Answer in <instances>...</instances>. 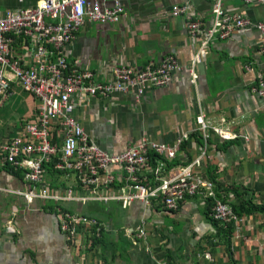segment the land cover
Here are the masks:
<instances>
[{
    "label": "crops",
    "instance_id": "obj_1",
    "mask_svg": "<svg viewBox=\"0 0 264 264\" xmlns=\"http://www.w3.org/2000/svg\"><path fill=\"white\" fill-rule=\"evenodd\" d=\"M218 1L228 13L264 22V4L258 0H126L119 23L87 22L63 52L67 62L93 71L101 83L112 80L117 66L139 70L175 56L185 69L168 86L145 91L139 100L118 94L94 98L80 107L77 113L86 130L109 152H120L141 138L173 145L187 134V151L180 148L179 152L183 160L191 158L192 162L204 144L192 136L195 131L201 133L202 114L210 125L221 124L241 136L225 139L234 143L217 150L216 145L225 140L209 130L213 143L206 144L207 157L196 170L204 176L206 168L215 171L220 184L244 188L254 203L264 206V99L252 91L257 85L254 72L264 77V37L245 28L225 40L212 41L195 66L192 83L190 68L199 42L188 34L182 16H171L173 6H188L193 17L208 28ZM37 2L0 0V14L30 9ZM11 91L13 96L0 112V139L11 137L34 117V99L17 87ZM165 162L160 175L173 176L183 161ZM112 172L115 188L121 187L123 169L113 167ZM50 173L47 189L58 193V185L63 184ZM27 187L21 174L0 168V189ZM58 210L99 219L105 228L102 242L89 246V232L79 238L82 246L68 240L59 229ZM236 227L228 253L198 197H189L176 212H167L160 204L149 207L141 202L127 208L115 201L28 202L0 190V264H264V214L243 216ZM139 228L146 231L145 238L134 243Z\"/></svg>",
    "mask_w": 264,
    "mask_h": 264
},
{
    "label": "built area",
    "instance_id": "obj_2",
    "mask_svg": "<svg viewBox=\"0 0 264 264\" xmlns=\"http://www.w3.org/2000/svg\"><path fill=\"white\" fill-rule=\"evenodd\" d=\"M125 1L38 0L33 8L0 14V110L13 96V87L35 101L34 117L23 122L11 137L0 139V165L21 170L28 187L1 191L23 197L28 202L34 199L56 203L74 200L107 204L115 201L124 208L141 202L149 207L160 204L168 212L177 211L187 195L200 193L199 188H205L208 196L217 194L213 184L196 170L207 157L209 130L220 140L235 139L240 134L221 124L210 125L201 114L199 129L204 144L200 153L191 163L179 165L176 175L165 176L160 175L166 167L163 159L183 161L180 145L189 135L181 136L173 145L141 138L120 152H109L91 137L78 116L80 107L94 98L131 94L139 100L145 91L171 84L175 74L185 69L175 56H168L157 66L139 70L117 66L112 80L101 83L93 71L80 70L67 62L64 48L75 42L80 28L87 22L119 23L125 15ZM258 1L264 4V0ZM171 16H182L188 34L195 43L199 42L190 68L192 83L196 79L195 66L212 41L225 40L245 28L255 29L264 37V22H254L241 13H228L219 1L208 28L193 17L188 6H173ZM261 52L264 55V45ZM246 69L254 72L251 66ZM254 74L257 85L252 91L264 99V77ZM243 137L248 140L247 136ZM152 155L154 166L150 162ZM46 166L63 184L58 185L61 190L58 193H50L47 189ZM113 167L124 171L119 177L121 187L118 188L114 186ZM150 174L155 176L153 186H148L153 181ZM215 196L214 217L221 226L230 223L237 226L240 217L223 201H232L233 194L222 195L223 199ZM58 226L68 240L80 246L83 244L78 240L81 236L85 238V232H89L88 243L93 246L96 239H102L105 229L96 218L61 210H58ZM145 234V230L139 228L133 242L144 239Z\"/></svg>",
    "mask_w": 264,
    "mask_h": 264
},
{
    "label": "trees",
    "instance_id": "obj_3",
    "mask_svg": "<svg viewBox=\"0 0 264 264\" xmlns=\"http://www.w3.org/2000/svg\"><path fill=\"white\" fill-rule=\"evenodd\" d=\"M192 136H197L198 140L197 142H200L201 144H203V140H202V135L201 133L198 131H195ZM193 138V137H191ZM187 143H188V138L184 139L181 142L180 147L182 148V150L186 153L187 151ZM213 143V139L209 136L206 140V144L208 146V144ZM234 143V140H225L223 142L220 143L219 146L216 145L215 149L217 150H221L223 148L228 147L229 145H232ZM191 158H187L186 161L183 160V162L181 164H187L190 161ZM163 161H167L166 159H163ZM151 165L154 166L155 164V157L154 155L151 156ZM166 163V162H165ZM172 164H169V166H171ZM48 169H46V175L47 174H51L50 173V167L46 166ZM0 168L3 169H7L10 170L16 174H23V172L21 170H14L12 169V167L8 166L7 164H1ZM198 172H200L201 174H203L201 172V170H198ZM205 178L207 181L211 182L214 186V191L215 195H217L219 198H224L222 197V195H226V194H233L234 198L232 201H228V199H223V201L225 203H228L230 205V207L232 208V211L234 212L235 215H237L238 217H243V216H250L253 214H264V206L254 203L252 198L249 196L248 191L244 188H241L239 186H236L234 184H228V185H222L217 181V174L215 173V171L210 170L209 168H206L205 170ZM204 175V174H203ZM150 180H154L155 176L154 174H150L148 175ZM22 180H23V175H22ZM200 189V193L196 192L194 195H187L185 200L189 197H198L199 199H203L206 208H207V217L210 218L211 223L214 225V227L216 228V233L219 239H221L222 241V245L224 246L225 250L228 253H231V247H232V238L234 236V233L237 229L236 225L234 223H230L226 226H221L220 222L218 221V219H216L214 217V205H215V198L214 196H208L207 195V190L205 188H199ZM216 197V196H215ZM185 202V201H183ZM168 212V211H167ZM169 212H176V211H169ZM91 218V216H88ZM94 218V217H93ZM97 219V218H96ZM99 220V219H98ZM99 223H101V221L99 220ZM104 231L102 233V240L104 239ZM96 244L97 243H101L102 241L99 239L95 240ZM99 243V244H100ZM230 261L233 262V257H230Z\"/></svg>",
    "mask_w": 264,
    "mask_h": 264
},
{
    "label": "rangeland",
    "instance_id": "obj_4",
    "mask_svg": "<svg viewBox=\"0 0 264 264\" xmlns=\"http://www.w3.org/2000/svg\"><path fill=\"white\" fill-rule=\"evenodd\" d=\"M0 112H2V110H1ZM0 114H1V113H0Z\"/></svg>",
    "mask_w": 264,
    "mask_h": 264
},
{
    "label": "flooded vegetation",
    "instance_id": "obj_5",
    "mask_svg": "<svg viewBox=\"0 0 264 264\" xmlns=\"http://www.w3.org/2000/svg\"><path fill=\"white\" fill-rule=\"evenodd\" d=\"M146 232V231H145Z\"/></svg>",
    "mask_w": 264,
    "mask_h": 264
}]
</instances>
